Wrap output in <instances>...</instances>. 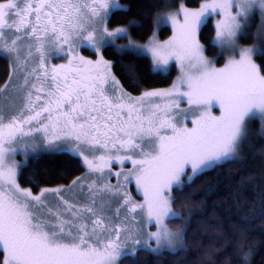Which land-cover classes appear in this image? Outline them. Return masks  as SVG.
<instances>
[{"label": "snow or ice", "instance_id": "snow-or-ice-1", "mask_svg": "<svg viewBox=\"0 0 264 264\" xmlns=\"http://www.w3.org/2000/svg\"><path fill=\"white\" fill-rule=\"evenodd\" d=\"M121 7L118 0H8L0 4V39L5 29L15 35L10 43L5 42L3 50L16 52L19 59L17 45L26 40L28 56H33L35 49L41 61L30 73L39 83H31L29 76H25L20 86L24 91L23 107L7 124L0 114V264H117L123 257L136 256L141 249L150 254L174 250L181 233L170 231L166 221L180 218L172 209L170 193L185 168L190 166L195 175L234 157L246 136V122L257 116L264 119V69L253 60L254 55H264V49L241 48L239 59H229L223 68H215L203 57L195 39V31L205 18L220 13L224 20L217 24V40L233 46L241 28L240 20L257 10L264 13V0H212L196 12L181 8L184 21L172 40L160 44L153 39L147 46L130 44L129 48L150 53L157 69L166 66L170 59L181 61L182 68L187 62L188 71L178 85L168 91L146 92L140 101L133 102L123 92L108 95L104 87L107 78L101 72L111 65L102 58L94 64L81 58L83 67L77 68L71 66L70 60L67 67L60 66L64 69L62 76L56 68L51 73L45 69L48 45H58L61 40L64 44L72 42L74 35L83 34L86 19H103L109 11ZM233 8L237 9L235 14ZM167 19L178 23L176 15ZM104 33L115 38L126 35V30L105 28ZM92 39L89 33L87 40ZM117 83L112 78L113 93ZM180 87L187 91H179ZM174 96L178 98L163 110L159 105L138 107L148 97ZM185 98L190 108L184 119L190 120L191 128L177 121L171 112ZM214 107L219 108V116L212 115ZM34 122L40 125L36 131L43 132L45 137L51 130L57 139L63 133L87 145L92 152L103 149L127 153L99 156V164L84 156V162L91 173H99L103 178L104 169L112 162L122 165L129 161L133 167L123 173L124 181L134 180L143 203H135L126 191L120 193L121 185L97 187L93 183L87 185V203L77 205L61 197L63 210L49 208L45 212L41 199L44 192L32 196L22 191L16 183V165H6L9 152L15 149H6L5 143L14 142L18 135H30L22 125ZM83 189L81 185V192ZM51 191L59 195L65 190ZM106 195L123 200L116 209L117 218L121 208H127L133 220L139 210L146 223L155 225L157 231L145 233L147 238L143 240L129 232L127 240L137 247L128 249L127 240L122 247L121 233L128 229L105 215L109 206L104 202Z\"/></svg>", "mask_w": 264, "mask_h": 264}, {"label": "trees", "instance_id": "trees-1", "mask_svg": "<svg viewBox=\"0 0 264 264\" xmlns=\"http://www.w3.org/2000/svg\"><path fill=\"white\" fill-rule=\"evenodd\" d=\"M119 1L124 7L110 11L107 27L127 25L131 39L146 41L157 13L166 7L165 0ZM201 1L184 0V3L197 6ZM170 34L171 28L163 24L157 37L165 39ZM214 34L209 17L198 31L207 55H217L218 47L212 41ZM252 38L242 37L241 41L249 42ZM82 52L94 56L88 49ZM101 55L110 61L112 73L131 94L165 86L176 72L174 65L167 71L154 70L146 54L129 49L120 51L112 44H105ZM255 60L264 69V55H255ZM9 74V59L0 52V87ZM257 124V119L250 120L237 156L195 174L180 186H173L171 206L180 218L166 223L173 229L183 228L182 248L151 254L141 249L136 256L121 258L118 264H264V129L258 131ZM85 170L75 155L65 151L43 152L19 168L17 182L36 192L43 187L69 184Z\"/></svg>", "mask_w": 264, "mask_h": 264}, {"label": "rangeland", "instance_id": "rangeland-1", "mask_svg": "<svg viewBox=\"0 0 264 264\" xmlns=\"http://www.w3.org/2000/svg\"><path fill=\"white\" fill-rule=\"evenodd\" d=\"M90 1V0H89ZM165 0L166 7L157 13L155 17V23L154 28L149 36V38L146 41H136L134 39H131L128 33V27L125 26H118L115 28H108L107 27V17L110 13L108 12L107 16H104L103 19L101 18H93L91 21H85L84 25V32L80 37H75L73 42H70L68 44H64L61 40L58 45L52 46L48 45L45 49V52L47 53L46 58L44 59L45 64L57 67L58 72L63 75L64 69H60L61 65L68 66L69 61H72V67H83L80 64V59L82 58L84 61H91L93 64L100 60L101 58L106 62L110 63L109 60L105 59L101 55L102 47L105 44H112L116 47L118 50H133L138 53L146 54L150 57L152 62V68L154 70H160V71H167L171 65H174L176 72L172 79V81L161 87L146 89L141 91L139 94H131L127 92L119 83L118 79L114 76L112 73L111 67L107 69L106 71L101 72V75H105L107 78V83L104 85L106 89H108V95H120L121 92L127 94V96L131 97L133 102L140 101V98L143 97L144 93L146 92H161V91H168L173 89L174 85H178L179 81L182 77V75L188 71L187 68V62H184V67L182 68L181 61L176 59H170L168 64L166 66H163L159 69L155 68L153 59L150 53H144L140 49H132L129 48V45H136V46H147L150 44V41L155 39L158 43L164 44L172 38L177 35L178 26L179 24H183L184 17L183 13L181 12V8L187 9L189 12H196L201 9V6L205 3H211L212 0H202L197 6H187L184 3V0ZM8 0L1 1L0 4L7 3ZM119 4L124 7L123 4ZM121 7V8H122ZM233 14L237 11L236 8H233ZM171 15H176V20L178 23H173L171 20H168L167 18ZM211 17L215 34L213 37V43L217 45L218 52L217 55H207L205 53L204 45L200 42L198 38V31L201 26L196 29L195 31V39L199 43V45L202 48V55L203 57L210 62L212 67L215 68H223L229 59L235 58L239 59V49L241 48H256V49H264V42H263V35H264V13H261L259 10H257L254 14H250L247 18H243L240 20L241 28L237 32L236 36L234 37V45L229 46L227 44H222L217 40V24L224 20L223 14L220 13H212L211 15H208L204 22ZM203 22V23H204ZM166 24L171 28V34L165 38V39H158L157 33L158 29L161 25ZM107 28L108 31H115L116 29H125L126 35L123 36H117L115 38H109L104 33V29ZM91 33L93 35V39L91 41L87 40L88 34ZM249 36H252V40L249 42H243L241 41V38H247ZM15 38V35L12 31H9L8 29H5V34L2 39H0V52L6 55L10 62V74L9 78L5 83H3L0 87V114L4 117V123L7 124L9 120L17 114L19 109L23 107V95L24 91L21 90V85L24 83L25 76H29L31 83H37L34 76H31L30 69L36 66L35 56H28V41H21L18 43L17 48L19 51V59H17V53L16 52H7L4 51V44L5 42L10 43L12 39ZM110 41V42H109ZM62 46V51H61ZM81 49H88L90 52L94 54L93 57L86 55L84 52H82ZM33 49V53H35ZM66 53V54H65ZM220 58V62H218V58ZM254 62L257 64L255 60V55L253 56ZM258 65V64H257ZM112 78L115 79L117 83L116 85V91L115 93L112 92L113 84H112ZM7 86V87H6ZM179 91H187L186 87H180ZM178 97H148L145 98L142 102V104L138 105V107H142L143 109L147 108H155L156 105L160 106V110L165 109L172 99H177ZM125 103H128L127 99L125 100ZM190 108L189 104L185 101L181 102L179 104V108H172L171 112L176 116L177 121L186 124L187 127L191 128L192 124L190 120L185 121V111ZM191 119H195V116H191V113H189ZM212 115L219 116L220 110L219 108L214 107L212 109ZM258 124L257 129L258 131L264 129V119H261L259 116H257ZM252 120V119H250ZM250 120L246 122V132L247 127H249ZM25 132V131H24ZM170 134V133H169ZM111 147V145H109ZM6 149H15L14 152H9V158L6 161V165H16V173L18 174L19 168L28 162V160L31 157H36L39 154L43 152H53V151H65L72 155H75L80 158L81 162L85 166V171L82 175L75 177L71 183L66 185H58V186H51V187H43L39 189L36 192L31 191L28 187H23L19 185L17 182V175H16V183L19 186V188L22 191H28L31 193L32 196H41V193L44 192V195L41 197V199L44 202V208L43 210L47 212L49 208H51L53 211H56L58 208L60 210H63V206L60 203L61 197L63 199L68 200L71 203L82 205L87 203V197H88V187L87 185L95 183L97 187H100L104 184L110 185L113 188H115L117 185H121V187L118 189L120 193H124L125 191L130 195L131 199L137 203H143V195L136 190V184L133 180V182L128 183L124 181L123 173H127L130 169H132V164L129 161H125L124 164H120L118 161H114L110 164V167H106L104 169V176L103 178H100L99 173H91L87 167V165L84 162V156H87L88 159L94 160L96 163H100L98 159H96L99 156H105L106 158L109 155H120L124 156L127 153L121 151L119 153H112V152H106L103 149L97 150V151H89L88 146L85 145V147L79 146L78 144L72 143L70 141L61 143L58 145L53 146H45L41 140H37L36 138H24L20 137L18 135L17 139L14 142L5 143ZM240 146L237 150V154L239 153ZM81 153L78 155L77 153ZM234 156V157H235ZM134 159L138 158L136 156L133 157ZM233 158V157H232ZM188 172V173H186ZM117 173H120L121 175H116ZM193 177V173L191 171L190 166H187L185 168V172L181 174L179 183L174 186H180L182 183L189 181V177ZM79 179V183L76 185H73V181H77ZM81 185H84L83 192H81ZM54 189H62L65 191L60 192L59 195H57L55 192L51 191ZM70 189V191H68ZM49 190V191H44ZM171 196V193H170ZM105 203H107L109 206L105 209V215L112 218L114 223H118L120 227L128 229V231H124L121 233V241H122V247H124L123 242L127 240V237L129 235V232H131L134 236L140 238L141 240L146 239L145 233L147 232H155L157 231V227L155 225H148L146 223V220L143 216L139 214V210L137 214H135V220H133L132 216L133 214H130L127 210V208H121L120 209V215L119 218L116 217V209L120 208L121 204L123 203L122 199H119L118 197H111L106 195L105 196ZM100 201L98 200V204ZM39 207V206H38ZM128 207H131L129 205ZM174 211V210H173ZM168 226V224H167ZM169 230L172 232H180L181 238L176 246L175 249L180 247L179 245H182V233L183 228H170L168 226ZM152 243V247H155V243ZM137 247L134 245L132 240H127V248L133 249ZM174 249V250H175ZM168 250V249H165ZM173 250V249H169ZM118 264V262H117Z\"/></svg>", "mask_w": 264, "mask_h": 264}, {"label": "flooded vegetation", "instance_id": "flooded-vegetation-1", "mask_svg": "<svg viewBox=\"0 0 264 264\" xmlns=\"http://www.w3.org/2000/svg\"><path fill=\"white\" fill-rule=\"evenodd\" d=\"M90 2V1H89ZM81 35L77 36V35H74V38L75 37H80ZM74 38L72 39V42L74 41ZM35 51V50H34ZM35 56V61H36V66L33 67V68H37L39 66V64L41 63L40 59H39V54H36V53H33V57ZM47 56V53L45 52L44 53V59L46 58ZM44 65H45V69L51 73V70L53 68H56L57 67H54V66H50V65H47L45 64V62L43 61ZM30 69V71L32 72V69ZM42 74V73H41ZM59 75H61L59 72H58ZM62 76V75H61ZM37 83H39L38 81H36ZM37 111H39V108L36 109ZM46 123V121H45ZM23 127V130L25 132H30L31 134L30 135H27V136H23L24 138H36L37 140H41L43 142V144L45 146H53V145H58V144H61V143H65V142H72V143H75V144H78L79 146H82V147H85V144H80L78 142H76L75 140L71 139V138H68V137H65L63 135V133H60L59 135V138L57 139L56 136L53 134V132L51 130H49L48 134H47V137H45V134L43 132H39V131H36V128L40 127L39 124H36L35 122L32 124V125H28V124H23L22 125ZM170 133V132H169ZM50 141V142H49Z\"/></svg>", "mask_w": 264, "mask_h": 264}]
</instances>
